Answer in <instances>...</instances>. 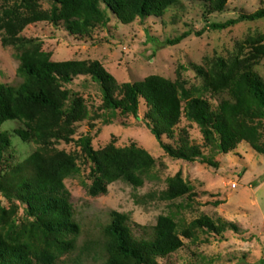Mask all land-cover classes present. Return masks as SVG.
I'll list each match as a JSON object with an SVG mask.
<instances>
[{
	"label": "trees",
	"instance_id": "16d2710c",
	"mask_svg": "<svg viewBox=\"0 0 264 264\" xmlns=\"http://www.w3.org/2000/svg\"><path fill=\"white\" fill-rule=\"evenodd\" d=\"M180 0H17L0 7V42L18 49L21 32L34 23L61 27L72 37L87 38L98 28H106L111 17L122 25L149 17H162ZM201 3L209 14L223 13L229 0H189ZM41 2L49 5L41 8ZM264 19V7L241 14L208 29L223 31L237 24ZM202 32L196 33L200 36ZM189 34L167 41L174 46ZM17 87L0 83V128L16 121L20 140L37 149L15 167L0 175V195L7 208L0 207V264H57L74 248L79 226L73 218L70 194L64 181L80 174L74 155L59 151L61 143L75 142L84 161L90 164V185L83 184L90 197L105 195L109 185L122 182L142 188L157 166V160L136 145L116 148L108 145L95 152L90 134L74 140L76 124L89 118L78 94L65 87L79 77L99 86L100 111L139 119L140 99L146 103L145 126L162 151L175 161L205 164L217 168L215 157L233 152L241 142L264 155V81L256 67L264 58V35L247 38L224 73L196 67L203 80L200 89L184 90L180 82L150 76L137 83L118 84L97 61L55 62L36 48L19 51ZM217 103L216 107L204 98ZM184 119L195 124L202 136L201 146L192 144L188 129L176 128ZM93 128V126H91ZM165 137L173 141L166 144ZM10 145V135L0 132V163ZM203 150H208L206 155ZM196 197L192 187L178 172L166 179L162 201ZM180 210L182 206L178 205ZM24 220H17V211ZM103 229L100 264H156L184 247L181 238L193 240L198 230L221 236L238 231L235 224L203 217L179 230L172 214L161 215L148 238H136L129 216L112 212ZM72 237L71 239H69ZM259 264H264L261 260Z\"/></svg>",
	"mask_w": 264,
	"mask_h": 264
},
{
	"label": "rangeland",
	"instance_id": "374dc122",
	"mask_svg": "<svg viewBox=\"0 0 264 264\" xmlns=\"http://www.w3.org/2000/svg\"><path fill=\"white\" fill-rule=\"evenodd\" d=\"M15 1L0 0V7ZM263 7L264 0H229L223 13L209 14L201 3L180 0L162 17L137 19L130 25H122L111 17L106 28L95 29L87 38L69 36L63 28L48 23H34L21 32L18 49L3 47L0 42V83L17 87L21 82L15 74L20 63L19 51L36 48L55 62L97 61L120 85L157 76L180 82L184 90L200 89L203 80L196 67L224 73L247 38L264 35V19L240 23L223 31L210 30L208 26ZM41 8L47 10L49 5L41 2ZM198 32L202 34L196 36ZM183 34L189 36L177 45H167V41ZM256 72L264 81V58ZM65 88L71 94H78L89 112L88 119L76 124L74 140L90 134L95 152L108 145L116 148L136 145L156 159L157 166L142 188L135 190L115 182L108 186L105 195L90 197L83 186L91 183L90 164L84 161L75 142L58 145L59 151L75 156L80 174L64 181L79 233L74 248L62 255L57 264H100L103 229L110 224L112 212L129 216V227L136 238H148L157 218L167 214L175 216L179 230L181 225L183 228L203 217L231 222L238 229L227 230L221 236L198 230L193 240L181 238L184 243L181 250L157 259L156 264H259L264 260V155L241 142L233 152L215 157L217 168L199 162L175 161L162 151L147 130L144 119L147 107L143 99L136 120L118 113L103 114L99 109L102 104L99 86L89 78L79 77ZM203 97L216 107L217 103L208 94L204 93ZM183 127L188 129L192 144H203L195 124L182 119L176 130ZM20 128L16 121L5 122L0 128V132L10 135V145L0 163V175L37 149L15 135L14 131ZM162 141L173 145L165 137ZM203 152L208 154V150ZM178 172L196 197L162 201L160 194L166 189V179ZM178 205L182 206L180 210ZM0 207H8L1 195ZM16 218L24 220L22 209L17 211Z\"/></svg>",
	"mask_w": 264,
	"mask_h": 264
}]
</instances>
